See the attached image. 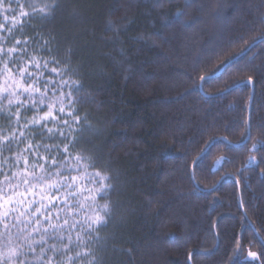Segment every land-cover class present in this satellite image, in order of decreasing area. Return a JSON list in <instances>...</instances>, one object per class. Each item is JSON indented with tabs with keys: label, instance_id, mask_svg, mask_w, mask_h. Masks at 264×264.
<instances>
[{
	"label": "trees",
	"instance_id": "trees-1",
	"mask_svg": "<svg viewBox=\"0 0 264 264\" xmlns=\"http://www.w3.org/2000/svg\"><path fill=\"white\" fill-rule=\"evenodd\" d=\"M0 49V142L15 135L0 181L24 190L29 145L59 147L49 174L86 180L57 227L33 232L18 207L20 223L0 224L4 264H264V0H5ZM30 61L49 88L67 85L13 95ZM17 98L64 104L53 139Z\"/></svg>",
	"mask_w": 264,
	"mask_h": 264
},
{
	"label": "snow or ice",
	"instance_id": "snow-or-ice-1",
	"mask_svg": "<svg viewBox=\"0 0 264 264\" xmlns=\"http://www.w3.org/2000/svg\"><path fill=\"white\" fill-rule=\"evenodd\" d=\"M9 3V0H7ZM12 2L18 3V0H11ZM5 0H0V8L4 5ZM21 9H23V5H19ZM53 7V5H52ZM42 14H49L50 9L46 6L40 7L37 9ZM33 13H29L28 11H22L19 13L20 20L19 24L22 27L24 24L25 17H29ZM20 41H17V44H19ZM3 49H0V53H2ZM16 52V49L10 50V58L12 53ZM47 65V63H45ZM29 67H33V62L30 61L28 65L25 67H20L18 69L20 73V79L19 82H16L14 80H8L9 85H15L14 88H12V94L15 95L16 93H19L21 89L24 93L28 94L29 96H32L33 93H43L45 97L48 96L49 90L52 92V97L56 95V93L63 87L67 85V82H62L59 84V87H48V84L54 85V81H48V84H44L40 80L38 76L35 75L33 71L29 70ZM35 68H39V63L35 65ZM4 73L6 74L5 80L7 77L14 76L12 69L9 68L8 63L6 62L4 64L3 68ZM52 71H56L55 69H52ZM25 77L29 78V81H25ZM211 77H205L204 79H210ZM41 86L44 88V91H41ZM3 93L5 94L4 97H6L9 93L8 90L3 87ZM63 98V96H62ZM64 99V98H63ZM14 101H10L8 103L9 107L13 105ZM19 104L21 108H24L25 110H35L36 115L33 116L31 121L27 122V125H30L34 129L40 130V135H45L47 133L49 138H54V133L57 134L56 130L53 128L48 127L47 125L49 123H54L59 118L63 117L65 113V107L63 103H60L56 99H51L46 102L44 98L41 99L40 103L37 104L35 99H31L25 103L24 101H20L19 98L15 101ZM57 105H59V108L57 109ZM46 107L47 110H44ZM42 113V114H41ZM68 117H73L74 113L72 111L67 112L66 114ZM11 118L10 116L8 117ZM78 122V121H77ZM16 123L19 124L20 120L17 118ZM68 124V120L64 119V125ZM61 136H63V133H60ZM15 138V135L9 137L5 136L3 138V141L0 142V153L4 151L11 152V145L10 142ZM21 139H24L25 137L21 136ZM18 146V145H17ZM41 148V145H29L28 148L25 150L28 153H32L34 150L37 151L36 158L32 161H39V163L35 164L34 170L29 171L28 165H29V159L27 156L23 158V168L21 169L22 172L25 174V176L29 177L30 179H24V190L18 191V185L12 186L11 184H7L5 186L7 180L10 178V176L7 173H4V179L3 181H0V224H3L4 230L8 229L9 227V220H16V223H20L19 216H24L25 212H32L31 217L25 216V220H35V225L33 228V232L37 231L41 223L44 225V231L47 232L49 227L55 228L57 225L55 223H52V221L55 219L56 221L60 219V210H62L65 206L68 208L69 213L71 214V210L73 209V199L77 197L78 194L85 193V182L86 180H80V183L77 184L76 181L80 179L77 176H71L70 178L68 176H65L63 172H56L53 174H49V169H57L58 168V162L55 157L52 156L53 151L58 152L59 147L53 148L50 146H45L44 153H47V157L40 155L38 150ZM67 151V149H65ZM49 160L51 162L49 163ZM77 160H79V157H77ZM31 162V163H32ZM20 161L17 160L16 164H19ZM4 166L11 167L12 165H7V158L5 159V162L3 164H0V172H2ZM39 169V171H37ZM69 173L72 171H77L75 168H69L67 169ZM34 172H41L44 173L43 175H34ZM53 175L59 176L60 179L56 180L53 179ZM107 179V177H106ZM66 181V182H65ZM105 188L107 186H104ZM56 193H60V196H57ZM85 199L87 197L85 196ZM83 206V205H82ZM20 208L19 216L13 217L11 213L16 209ZM35 208V211H32V209ZM105 212L108 211L107 206H105L104 209ZM55 212V215L53 213ZM105 221V217L98 216L95 220V223L97 226H99L101 223ZM67 221L64 220L61 225H66ZM26 225H22L24 227ZM5 256L4 254L0 253V264H4Z\"/></svg>",
	"mask_w": 264,
	"mask_h": 264
},
{
	"label": "water",
	"instance_id": "water-1",
	"mask_svg": "<svg viewBox=\"0 0 264 264\" xmlns=\"http://www.w3.org/2000/svg\"><path fill=\"white\" fill-rule=\"evenodd\" d=\"M228 65V64H227ZM227 65H225L216 75H218V74H220L222 71H223V69L227 66ZM245 84H248L249 86H250V88H251V99H252V96H253V84H252V82L251 81H247V82H245ZM201 87V86H200ZM251 99H250V101H251ZM248 118H249V114H248ZM248 138H249V119H248V122H247V138H246V140L244 141V142H246V141H248ZM242 144H244V143H242ZM210 146H211V144L207 147V149L203 152V154H201L200 156H199V158L202 156V155H204V153L210 148ZM199 158H197L196 160H195V162L192 164V168H191V171H193V168H194V165H195V163L197 162V160L199 159ZM239 187V186H238Z\"/></svg>",
	"mask_w": 264,
	"mask_h": 264
}]
</instances>
